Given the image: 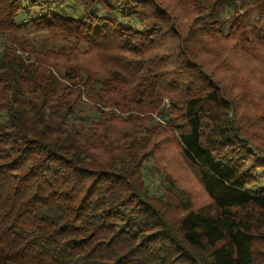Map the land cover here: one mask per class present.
Wrapping results in <instances>:
<instances>
[{
  "label": "trees",
  "instance_id": "16d2710c",
  "mask_svg": "<svg viewBox=\"0 0 264 264\" xmlns=\"http://www.w3.org/2000/svg\"><path fill=\"white\" fill-rule=\"evenodd\" d=\"M261 180L264 0H0V264H264Z\"/></svg>",
  "mask_w": 264,
  "mask_h": 264
},
{
  "label": "rangeland",
  "instance_id": "374dc122",
  "mask_svg": "<svg viewBox=\"0 0 264 264\" xmlns=\"http://www.w3.org/2000/svg\"><path fill=\"white\" fill-rule=\"evenodd\" d=\"M253 1H254V0H237V5H238L239 7H244V6H246L247 4H249V3L253 2ZM33 33H35V32H33ZM38 33H39V32H38ZM39 34H40V33H39ZM42 34H44L45 37L47 36L46 33H43V32H42L40 35H42ZM38 39H39V41H37V42H39V43H43V41L41 40V38H38ZM47 41H48V40H47ZM37 42H36V44H37ZM49 43H57V44H59L57 38H54V40H53V39H52V40H49ZM153 181H154V183H155L156 185H159V187L162 186V184L160 183V180H159L158 178H154ZM259 185H264V180H261V181L259 182Z\"/></svg>",
  "mask_w": 264,
  "mask_h": 264
}]
</instances>
